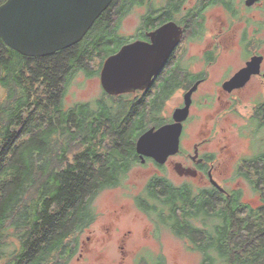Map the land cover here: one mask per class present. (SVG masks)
Wrapping results in <instances>:
<instances>
[{"label": "trees", "instance_id": "1", "mask_svg": "<svg viewBox=\"0 0 264 264\" xmlns=\"http://www.w3.org/2000/svg\"><path fill=\"white\" fill-rule=\"evenodd\" d=\"M143 3L112 0L80 41L44 56L19 54L0 38V264H64L72 257L76 235L95 219V195L121 185L139 163L142 121L162 122L169 95L103 92L93 103L65 104L76 74L99 76L102 61L128 41L121 20ZM248 125L253 154L235 172L258 192V206L244 203L239 189L224 195L161 175L135 197L157 229L200 253L199 264H264V101ZM155 262L164 264L163 257Z\"/></svg>", "mask_w": 264, "mask_h": 264}, {"label": "rangeland", "instance_id": "2", "mask_svg": "<svg viewBox=\"0 0 264 264\" xmlns=\"http://www.w3.org/2000/svg\"><path fill=\"white\" fill-rule=\"evenodd\" d=\"M142 9V6H136L122 18L120 32L123 35H129L140 25ZM261 36L264 39V32ZM261 49L264 51V43ZM97 63L98 60L95 59L92 67ZM220 63L236 66L240 63V57L231 52L225 54ZM206 87L207 83L201 89ZM260 90L255 93L248 89L240 100L231 97V109L219 112H215V107H198L197 103L202 98L196 96L197 107L192 108L191 122L187 125L183 141L184 149L190 154L215 152L217 161L222 162L225 172L223 175L215 173L214 178L228 190H241L242 201L252 207L260 204L258 192L252 189L249 181L236 176L232 170L238 159L253 154L250 133L246 128L251 127L248 120L255 105L264 100V84ZM103 92L98 75L87 76L80 72L71 81L65 95V104L93 103ZM3 95L4 89L0 86V97ZM182 95L181 91L169 98L164 107V116H170L174 108L179 106ZM206 122L207 131L211 133L208 141L198 144L197 149L190 146L193 142H200L199 132ZM223 145H227V155L225 152L223 155L218 152ZM155 175L165 176L176 185L184 182L206 185L200 181L201 177H180L174 170V163L169 161L161 168L154 162L133 165L121 185L105 188L95 195L91 203L95 219L76 235V251L68 260H64V264H138L141 258L148 264H155L157 256L163 257L164 264H199L201 255L198 251L190 249L187 241L175 236L165 227L157 229L150 216L136 205L135 197L143 194L146 183Z\"/></svg>", "mask_w": 264, "mask_h": 264}, {"label": "flooded vegetation", "instance_id": "3", "mask_svg": "<svg viewBox=\"0 0 264 264\" xmlns=\"http://www.w3.org/2000/svg\"><path fill=\"white\" fill-rule=\"evenodd\" d=\"M142 7L140 25L129 35H124L128 38L126 43L136 40L151 43L150 33L167 22L175 23L180 29V35L163 66L152 77L150 86L143 90L136 89L128 94L134 97L146 93V97L149 98L169 95L170 98L182 91V101L177 106L182 107L185 93L194 85L196 87L191 93L189 113L182 122L178 153L170 155L164 164H157L149 157L141 163L136 153L138 161L141 164L154 162L159 167H163L168 161L170 163L180 162L184 167L196 170L195 176L177 173L180 177L191 179L201 177L200 181L206 184L205 186L216 188L210 182L209 174L211 173L213 179L226 190L222 193L228 195L232 190L226 189L214 178L215 173L223 175L225 172L222 162L217 161L216 153L208 151L201 155L190 154L184 149L183 141L187 125L189 126L191 122L192 108L197 107L196 96L202 98V101L197 103L198 107H215V112H219L231 109L233 106L231 97L240 100L248 89H252L255 93L261 91L260 88L264 84V51L261 49L264 43L261 36L264 32V0H144ZM231 52L239 55L240 63L236 66L222 65L220 63L222 57ZM253 56L261 57L259 72L251 74L237 87L225 88V81L244 67ZM209 82H211L210 85ZM206 83L207 87L201 89ZM165 104L161 111L162 122L156 125L148 123L150 120L154 121L153 119H144L142 123L146 124V129L173 122L174 110L170 116L163 115ZM155 113L157 110L153 111V114ZM138 118H141V115ZM207 130L206 122L202 124L199 132L200 142H193L190 146L197 149L198 144L208 141L211 133ZM226 151L227 145H223L218 152L223 155ZM176 158L179 159L175 160ZM240 161L238 159L232 170L235 174Z\"/></svg>", "mask_w": 264, "mask_h": 264}, {"label": "water", "instance_id": "4", "mask_svg": "<svg viewBox=\"0 0 264 264\" xmlns=\"http://www.w3.org/2000/svg\"><path fill=\"white\" fill-rule=\"evenodd\" d=\"M112 0H4L0 4V38L16 52L25 56H44L71 46L82 39L95 19ZM151 43L136 40L123 44L108 55L99 71L100 85L108 95H120L150 86L152 77L163 66L178 42L180 29L167 22L150 33ZM260 56H253L240 68L224 87L241 85L253 73L259 72ZM184 95V105L174 109L172 123L152 126L144 130L135 141L140 162L145 158L164 164L170 155L179 151L182 122L189 113L191 93ZM178 174L195 176L196 170L174 163ZM209 179L219 191L226 190Z\"/></svg>", "mask_w": 264, "mask_h": 264}, {"label": "bare ground", "instance_id": "5", "mask_svg": "<svg viewBox=\"0 0 264 264\" xmlns=\"http://www.w3.org/2000/svg\"><path fill=\"white\" fill-rule=\"evenodd\" d=\"M97 19V18H96ZM20 54V53H19ZM180 145V144H179ZM178 153V152H177ZM154 161V160H153Z\"/></svg>", "mask_w": 264, "mask_h": 264}]
</instances>
